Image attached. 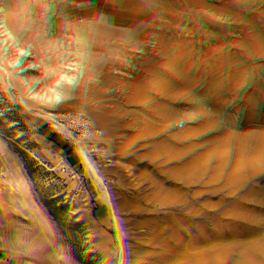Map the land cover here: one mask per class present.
Segmentation results:
<instances>
[{
  "label": "crops",
  "instance_id": "obj_1",
  "mask_svg": "<svg viewBox=\"0 0 264 264\" xmlns=\"http://www.w3.org/2000/svg\"><path fill=\"white\" fill-rule=\"evenodd\" d=\"M133 1L31 0L22 23L8 9L24 0H0V154L21 140L45 148L38 166L0 167V224L26 245L38 244L40 258L13 252L7 234L0 242V264H122L133 258L145 264H264V231L219 224L204 162L181 153L177 165L166 150L200 146L218 150L230 165L258 163L249 199L264 207V72H252L264 71V56L252 41L264 48V4L137 0L142 6L128 13L129 24L119 30L124 18L118 20V14ZM216 13L207 39L237 32V40L253 49L249 77L227 107L212 108L214 97L211 106L199 109L191 131L176 132L164 116L174 117L172 110L181 103L178 90H192L188 76L202 82L210 73L199 75L202 64L196 76L190 73L193 55L180 52L170 75L150 83L145 109L131 107L139 83L106 82L117 72H144L165 49L164 39L148 46L153 36L139 30L140 22L174 34L190 24L206 25ZM48 103L52 110L45 109ZM5 115L10 119L3 120ZM79 122L88 139L84 156L75 141ZM158 132L166 140L161 148ZM23 177L57 189L37 181L13 184ZM232 184L228 177L219 187L225 204L233 196ZM26 204L48 205L56 214L11 212Z\"/></svg>",
  "mask_w": 264,
  "mask_h": 264
},
{
  "label": "trees",
  "instance_id": "obj_2",
  "mask_svg": "<svg viewBox=\"0 0 264 264\" xmlns=\"http://www.w3.org/2000/svg\"><path fill=\"white\" fill-rule=\"evenodd\" d=\"M31 0H24L23 4L20 7H11L8 9V14L13 15L17 13L20 16L21 22L25 23L27 16L31 10L30 7ZM199 4H205L208 0H197ZM134 17V14H131ZM218 20V14L216 13L214 17L206 25H187L185 30H177L173 37L171 34L165 31L157 30L151 24L146 22L139 23V30L144 33L145 36H153L152 40L149 42L148 46L153 47L160 39L165 40V49L160 52V57L156 60V64L153 66H146V70L141 73L128 71V73L117 72L106 78V82H126L128 80H133L139 83V87L135 92L134 100L131 104L132 108L140 107L143 104V107L148 106L151 93H150V83L153 80L164 81V75H170V66L174 62L175 58L180 56V52H184L188 55H194L197 52L208 54L212 59H200L203 65L207 63H212L213 60L218 61L221 57L229 54L232 51V47L235 45V42L238 38L237 32L229 33H220L217 36V39L214 43H210L207 39V34L209 31V26ZM242 24H239V27H242ZM253 43H256L257 54L259 56H264V48L261 47L260 43L256 41L255 38H252ZM237 46H241L243 49L246 48L245 44L238 40L236 43ZM118 46L124 47L122 41H119ZM117 46V47H118ZM108 54L111 53V50L107 51ZM216 68H220V64H215ZM233 70V67H229L228 70L223 74V77L213 84L212 81H209L206 85H201L200 89L197 91V95L193 90L190 96L185 92L178 90L177 92L181 96V104L174 106L177 110V121L168 119L165 124L169 126H174L175 131H191V121L192 118L196 116V113L199 109H203L208 106L209 101H211L217 90L223 85L225 79L229 76L230 71ZM256 70L262 71L258 67H254L252 72ZM247 77L248 73H244L241 77V82H243ZM237 92L232 91L231 94ZM197 96V97H196ZM81 122L75 124V141L79 146L81 156H84V145L88 142V139L85 138L80 129ZM156 145L158 148H161L163 144L166 143L162 134L159 132L156 135ZM96 141L94 140L93 143ZM167 152L176 157V164H180V154L189 153L194 157L196 161L201 160L204 162L207 171H209V179L206 181L205 186L209 187L211 190L209 200H213L218 203V209L216 211V218L218 223H230L239 231L255 232L259 233L264 231V207L259 204L254 203L249 199V184L251 181L256 180L259 176V165L257 164H248V165H238L236 163L230 165L225 156L222 155L218 150L212 148H205L200 146H193L186 148L184 150L176 149L175 147L169 145L167 147ZM174 172V170H173ZM175 173V172H174ZM230 177L233 190L232 198H229L225 204L223 200V193L219 190L220 185L226 182V178ZM43 182L47 184L48 187H57L53 186L47 181L40 179L32 180L27 177L20 178L15 181L13 184H22L26 182ZM64 197H66L63 194ZM20 211H44L50 214H56L52 207L48 205H30L26 204L18 208L12 209L11 212H20ZM32 230L37 232H53L56 231V228H46L40 229L35 226L30 227ZM9 234L11 239L8 241L10 249L18 255L31 257V258H40V250L38 244L35 245H26L23 238L16 235L10 230H6L0 224V242L2 241L5 235ZM122 264H145L142 259L133 258L128 259Z\"/></svg>",
  "mask_w": 264,
  "mask_h": 264
},
{
  "label": "rangeland",
  "instance_id": "obj_3",
  "mask_svg": "<svg viewBox=\"0 0 264 264\" xmlns=\"http://www.w3.org/2000/svg\"><path fill=\"white\" fill-rule=\"evenodd\" d=\"M138 6H142V2H138L137 0L133 2H129L128 4L125 5V11L121 13L120 15L118 14V20H121V18H124L123 21H121V23L123 24L121 25L119 30L126 28L127 24H129V20H131V17L130 15H128V13L133 10H136ZM229 31L230 30L224 33H228ZM173 35L174 34H171V37H173ZM209 42L214 43L215 41L211 40ZM237 42L238 40H236V43ZM252 51L253 49H249L247 47L243 49L241 46L234 45L232 47V51L229 54L218 59L219 62L213 60L212 63H207V65H203L200 59H207V58L212 59V57L209 56L208 54L206 55L204 53L197 52L193 55L194 58L192 59L190 56H186L189 59L194 60V62H191L189 66L190 73L192 72L196 76L198 74L197 68L199 67L198 66L199 64H202V67H203L202 69L199 67L200 70L202 71L199 74L200 76H202L203 72H207V71L210 72L205 77V80H202V82H199L198 79L191 77L193 76L192 74L188 76L190 77V79L194 81V83L192 84L193 92H195V94L197 95V91L200 89V86L202 85L200 83H204V85H206L209 81H212L213 84H215L223 77V74L228 70L229 67H233V70L230 71L229 76L225 79V81L223 82V85L217 90L218 92L215 95V97L217 98L216 103H214L213 100L209 101L208 103V106L209 105L211 106V103L212 104L214 103L212 105V108H223L224 106L227 107L228 106L227 104L231 102L232 91L238 90L239 87L244 89L242 82H241V77L243 76L244 73L249 72L248 68L252 61L251 59ZM198 57H201V58H198ZM216 63H219L221 67L216 68L215 67ZM182 91L190 96L193 94V92L186 90L184 88H182ZM178 97L181 102V96L179 94H178ZM163 103L169 106L170 101L169 99H165ZM172 111H174L175 113H174V117L171 120L176 121L177 119L175 118V116H177V110H172ZM127 113L128 111H124L125 115H127ZM169 118H170L169 116H166V117L164 116L165 121L168 120ZM138 124H139V121H136L135 125L138 126ZM99 192H101V190H99Z\"/></svg>",
  "mask_w": 264,
  "mask_h": 264
},
{
  "label": "built area",
  "instance_id": "obj_4",
  "mask_svg": "<svg viewBox=\"0 0 264 264\" xmlns=\"http://www.w3.org/2000/svg\"><path fill=\"white\" fill-rule=\"evenodd\" d=\"M253 1V0H252ZM257 3L264 4V0H254ZM27 44H32L30 39L26 40ZM53 104L45 105L46 110H52ZM10 119L9 115L3 116V120ZM45 148L33 141L21 140L16 142L12 147L7 148L0 154V167L10 168L13 164L23 163L29 166H38L44 161Z\"/></svg>",
  "mask_w": 264,
  "mask_h": 264
}]
</instances>
